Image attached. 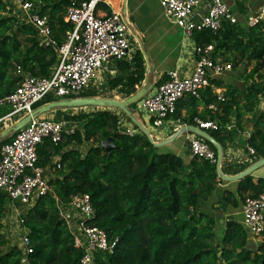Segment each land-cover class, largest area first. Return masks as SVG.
Instances as JSON below:
<instances>
[{"label":"trees","instance_id":"16d2710c","mask_svg":"<svg viewBox=\"0 0 264 264\" xmlns=\"http://www.w3.org/2000/svg\"><path fill=\"white\" fill-rule=\"evenodd\" d=\"M25 1L46 15L51 38L62 43L65 32L72 29L62 20L64 10L79 0ZM190 39L194 44H211V57L229 63L232 70L241 65L245 70L253 63L247 78L255 91L211 79L210 85L223 88V101H216L209 85L197 99L187 95L179 99L171 115L187 125H193V117L215 123V129L205 132L221 150L247 131L243 143L253 150L250 160L235 165L221 162L222 174L235 175L264 155V23L246 28L223 22L217 31L194 32ZM56 62L54 49L40 45L21 13L0 0V98L14 91L22 74L46 77ZM112 65L117 74L106 77L102 89L89 84L77 97H106L105 91L115 90L124 99L151 72L138 49L128 61ZM165 78L162 74L154 84ZM56 100L46 96L33 107ZM208 104L215 109H207ZM134 106H127L131 115ZM4 113L0 108V116ZM119 117L130 122L119 110L117 114L108 109L55 112L53 119L74 121L76 127L71 134H61L59 142L44 139L35 148L36 164L42 169L57 157L52 165L55 176L47 181L50 191L28 206L0 191V246L8 244L1 219L10 205L19 210L20 234L27 238L31 252L23 255L17 245L0 248V264H79L81 249L73 246L59 214V208L79 194L88 196L93 210L88 224L115 241L110 252L93 253L96 264H264V226L260 241L249 247L241 223L225 226L217 236L213 217L202 209L220 181L215 163L193 156L184 164L175 154L159 152L133 123L135 132L124 133L116 124ZM13 133L0 136V147ZM107 137L113 144L109 152L100 147ZM208 146L215 154L214 147ZM263 189L262 178L253 180L247 174L237 180L235 194L243 201Z\"/></svg>","mask_w":264,"mask_h":264},{"label":"built area","instance_id":"2783aa9c","mask_svg":"<svg viewBox=\"0 0 264 264\" xmlns=\"http://www.w3.org/2000/svg\"><path fill=\"white\" fill-rule=\"evenodd\" d=\"M20 12L42 46H51L56 53V64L46 77L22 74L13 92L0 98V108L5 113L0 116V126L8 122L10 128L22 117L30 114L34 105L42 98H76L89 84L93 83L96 72L109 62L129 60L133 53V38L125 18L115 12H100L104 0H79L64 10L62 20L72 24V29L64 34V41L56 44L51 38L47 17L39 13L37 6L25 0H6ZM163 16L181 30L183 37L189 39L194 32L217 31L223 22L240 23L254 27L264 23V4L256 11L238 19L235 13L221 0H158ZM194 61L191 71L180 76L177 70L166 72V78L154 85L150 95L142 96L136 103L139 110L154 127L167 126L173 134L187 124L172 119L176 103L183 96L198 98L208 87L209 80L230 69L224 63L211 57V44H193ZM211 87V85H210ZM216 101H223L222 93L214 92ZM207 109L214 110V104ZM194 126L202 131L213 130L215 123L192 118ZM117 127L126 134L129 130ZM76 123L59 118L44 119L30 117L29 120L10 139L0 147V191L9 200L28 206L32 200L50 191L43 178V169L36 164L35 148L44 139L53 144L61 140V134H71ZM4 128V129H5ZM3 129V130H4ZM1 130V127H0ZM2 131V130H1ZM197 137V136H196ZM188 154L215 163L214 152L200 137L187 139ZM253 154V150L247 147ZM65 227L69 231L74 247L81 249L79 264H96L94 252H110L114 242L108 240L103 230L90 226L93 210L86 194L72 196L67 204L59 208ZM241 224L253 237H258L264 226V189L256 197L242 201ZM22 254L30 253L27 238L20 236ZM24 257H22L23 259Z\"/></svg>","mask_w":264,"mask_h":264},{"label":"crops","instance_id":"0c3cea01","mask_svg":"<svg viewBox=\"0 0 264 264\" xmlns=\"http://www.w3.org/2000/svg\"><path fill=\"white\" fill-rule=\"evenodd\" d=\"M221 1L224 4H226L233 13L236 14L238 19H241L244 15L256 12L264 4V0H221ZM142 6H143L142 0H104L103 5L101 4L99 7H100V12H107V11L110 12L111 11V12L119 13L121 16H123L129 25L130 34H131L133 31L132 30V23H133L132 20H134L136 12L139 11L142 8ZM143 9L145 8L143 7ZM174 27L176 26L171 24L163 16V39H165L166 42H168L166 37L169 35V33H173ZM133 34L134 36H136V33L134 31H133ZM172 39L174 41V38ZM193 44L194 43L193 41H191L190 38L185 39L184 37H182L178 41V46L177 44H173V45L168 44L167 45L168 47L164 46L163 55L161 57L148 61V65H149V68L151 69V72L147 73V75L145 76L144 80L140 83V85L135 86V87L145 88L144 96H146V95H150L153 92L154 85H155L154 82L162 74L163 75L166 74L167 71L175 69L178 71L180 76L188 75L191 71L193 61H194V54L192 52ZM183 45H186V48H184ZM133 49L136 50L137 47L134 45ZM151 49H152L151 47H149L148 49L146 48L147 59H150L151 57L148 53V51H151ZM252 65L253 63L252 61H250L249 65L247 66L248 72ZM144 66H145V62H144ZM240 67L243 68L242 65ZM145 69H146V66H145ZM228 71H230V69ZM228 71H225V72H228ZM98 72H100L98 79L96 80V82L91 83L94 86L98 87V90L104 87V80L106 77H113L117 74V71L115 67H113L112 62H109L108 64L103 66L100 70H98ZM225 72H223L222 74H225ZM222 74L215 76L213 79L216 81H219L221 79L220 76ZM255 80L257 79L255 78ZM210 89L213 93L214 92L223 93V88L221 87H213L211 85ZM105 93H106L105 94L106 96H111L112 98L121 100L120 95L116 94L115 90L105 91ZM198 110H200V107H198ZM61 111H65V109ZM109 111H112L115 114L118 113L117 109H113V110L109 109ZM181 113L184 114V110H182ZM132 116L137 122H139L145 128V130L147 129L146 126L147 124H149V121L146 116L145 118H143V116L140 115V113L136 112L135 110ZM119 120L121 122V127L123 129L129 130L131 133L135 132L130 122H127L122 117H119ZM159 127H161L162 129L161 130L155 129L156 131L155 134L150 135L148 133L154 142H162L168 139L172 135V133L170 132V129L167 126L162 125ZM159 127H156V128H159ZM7 130L8 128H5L4 130H2V132L7 131ZM246 133L247 131L241 134L239 138H236L232 142L231 145H228L226 146V148L221 150L220 168H221L222 161L235 165L239 162H248L250 160L249 156L251 154L248 153L247 146L243 143L244 136L247 135ZM182 134H183V137L181 140V145L183 149L181 150V152L183 153V156L185 157V161L183 163L186 164L190 158L189 154L187 153V139L195 135L191 132H184ZM174 139L171 140L167 144L172 143ZM69 147L70 145L67 148ZM158 148L160 149L161 147H158ZM56 160H57V157L53 156L50 159L49 163L43 167V178L46 180V182L55 176V170L52 167V165L56 162ZM251 176L253 180H255L256 178H262L264 180V165L260 166L254 172H252ZM236 183H237V180L235 181L220 180L217 183V186L215 187L211 195L209 196V198L207 199V201L202 205L203 211L213 217L214 222H215V233L218 235H219L220 230L224 228L225 226L231 225L233 223H241L242 201L239 200V198L235 194ZM224 191H228L230 192V194L223 193ZM232 199H235V201L232 202ZM246 233L248 237L249 247L254 246L256 242L260 241V238H261L260 235L258 236L259 238L256 239L253 236H251L247 231Z\"/></svg>","mask_w":264,"mask_h":264},{"label":"rangeland","instance_id":"374dc122","mask_svg":"<svg viewBox=\"0 0 264 264\" xmlns=\"http://www.w3.org/2000/svg\"><path fill=\"white\" fill-rule=\"evenodd\" d=\"M142 8L136 12L135 18L132 23V30L136 33V36H134L133 31L131 33V37L133 38V47L134 45L137 47L139 50L140 54L144 53L145 56L146 54V48L148 49L151 47V51H148L149 55L151 56L150 59H147L148 61H151L152 59L159 58L163 55V48L168 47L167 45H173L177 44L178 46V41L183 37L181 30L177 27H174L173 33H169V35L166 37L167 41L163 39V14H162V9L160 7V4L158 0H142ZM11 8H14V6L10 5ZM143 7L145 9H143ZM17 12V10H16ZM130 31V28H129ZM174 38V41L173 39ZM185 38V37H184ZM187 39V38H185ZM184 41V40H183ZM184 48H186V45H183ZM135 49V48H134ZM133 49V50H134ZM147 58V56H146ZM247 68L244 70L241 67H238L234 70L230 69V71L225 72V74H222L220 76V80L224 84H231L234 85L237 88L244 87L246 89L255 91L254 86H253V81L249 80L247 77ZM100 72H96L94 80L92 82H96L98 79ZM255 82H258L255 80ZM99 97V96H98ZM58 100H61L60 98ZM134 110L140 115L145 118L146 113L143 110H139L138 106L135 103ZM65 109L64 112L66 113H77L80 110L84 111H90L94 109H111L113 110L114 108L111 107H95V106H86V107H62V108H54L51 109L41 115H39V118H44V119H53V116H55V112H59L60 110ZM8 122H5L3 125H1V130H3L7 126ZM146 131L150 135L155 134V129L161 130L162 128H156L151 125V123L147 124L146 126ZM0 130V132H2ZM183 134L177 135L174 139V141L170 144H167L165 146H161L159 149V152H167V153H172L181 158V160L184 162L185 157L183 156V153L181 150L183 149L181 145V140H182ZM80 150H82L80 148ZM18 208L10 206L7 207V211L3 218L1 219V232L2 234L6 237L8 244L0 248L2 250H5L6 247L9 245H17L20 247V226H19V219L17 218L18 215ZM215 230V229H214ZM219 236L218 234H216ZM254 238H259V237H254ZM21 248V247H20Z\"/></svg>","mask_w":264,"mask_h":264},{"label":"water","instance_id":"95a60500","mask_svg":"<svg viewBox=\"0 0 264 264\" xmlns=\"http://www.w3.org/2000/svg\"><path fill=\"white\" fill-rule=\"evenodd\" d=\"M141 56L145 62L146 69L149 68L147 58L144 53H141ZM130 95L127 96L124 99L118 100L115 98H112L111 96L106 97H76L71 99H61L56 101H51L45 104H42L32 110V112L24 117H22L19 121H17L13 126L10 127L7 131H3L0 133V136H3L7 134L8 132H15L19 128H21L30 117H38L39 115L54 109V108H70V107H86V106H95V107H111L114 109H117L121 111L131 123L137 126V128L142 131V133L146 136V138L156 147H161L167 143H169L171 140H173L177 135L182 134L184 132H191L195 136L200 137L201 139L205 140L206 142L210 143L214 149H215V172L218 176V178L222 181H235L239 180L241 177L247 174H251L254 172L257 168L264 165V155L257 160L253 161L251 164H249L246 168H244L241 172L235 174V175H224L220 171V161H221V148L220 146L205 132L202 131L194 126L187 125L184 127L179 128L175 133H173L168 139L162 141V142H154L151 137L149 136L148 132L145 130V128L137 122L133 116L130 114V111L127 110V106L130 104L137 103L142 96L145 93V88L140 87L136 88L135 86L130 89ZM100 147L104 149L106 152H109L113 144L110 141V138L107 137L100 143Z\"/></svg>","mask_w":264,"mask_h":264}]
</instances>
